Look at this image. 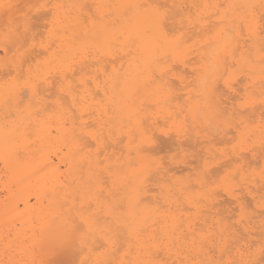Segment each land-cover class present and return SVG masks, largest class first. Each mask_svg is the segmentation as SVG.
<instances>
[{
    "label": "snow or ice",
    "instance_id": "obj_1",
    "mask_svg": "<svg viewBox=\"0 0 264 264\" xmlns=\"http://www.w3.org/2000/svg\"><path fill=\"white\" fill-rule=\"evenodd\" d=\"M0 115L63 160L0 264H264V0H0Z\"/></svg>",
    "mask_w": 264,
    "mask_h": 264
},
{
    "label": "bare ground",
    "instance_id": "obj_2",
    "mask_svg": "<svg viewBox=\"0 0 264 264\" xmlns=\"http://www.w3.org/2000/svg\"><path fill=\"white\" fill-rule=\"evenodd\" d=\"M70 3L72 0H64ZM89 3L94 0H88ZM103 3H116L119 0H100ZM223 3L224 0H217ZM125 68L128 65L125 62ZM120 67L119 63L116 65ZM185 71L191 72V69ZM3 119L0 115V130L3 129ZM55 133V129H52ZM49 143L53 147L49 148ZM56 135L34 144L20 146L19 155L16 148L10 146L7 150L0 131V249L3 238L9 230L23 234L31 228V219L47 205L44 199L46 191L50 190L54 170L63 163L62 154L57 155Z\"/></svg>",
    "mask_w": 264,
    "mask_h": 264
}]
</instances>
